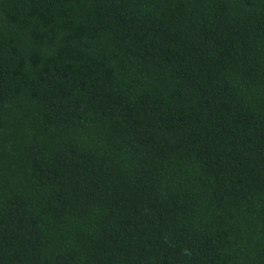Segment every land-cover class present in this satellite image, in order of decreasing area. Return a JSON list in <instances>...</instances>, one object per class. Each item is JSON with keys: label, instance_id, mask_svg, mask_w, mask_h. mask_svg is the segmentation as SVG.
I'll return each instance as SVG.
<instances>
[{"label": "trees", "instance_id": "obj_1", "mask_svg": "<svg viewBox=\"0 0 264 264\" xmlns=\"http://www.w3.org/2000/svg\"><path fill=\"white\" fill-rule=\"evenodd\" d=\"M0 264H264V0H0Z\"/></svg>", "mask_w": 264, "mask_h": 264}]
</instances>
